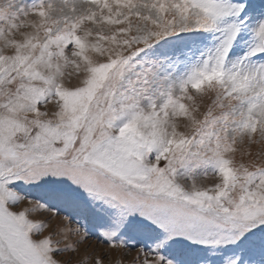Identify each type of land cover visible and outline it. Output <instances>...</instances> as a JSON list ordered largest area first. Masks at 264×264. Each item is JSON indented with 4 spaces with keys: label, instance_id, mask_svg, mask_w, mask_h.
Masks as SVG:
<instances>
[{
    "label": "snow or ice",
    "instance_id": "snow-or-ice-1",
    "mask_svg": "<svg viewBox=\"0 0 264 264\" xmlns=\"http://www.w3.org/2000/svg\"><path fill=\"white\" fill-rule=\"evenodd\" d=\"M0 264H264V0H0Z\"/></svg>",
    "mask_w": 264,
    "mask_h": 264
},
{
    "label": "rangeland",
    "instance_id": "rangeland-1",
    "mask_svg": "<svg viewBox=\"0 0 264 264\" xmlns=\"http://www.w3.org/2000/svg\"><path fill=\"white\" fill-rule=\"evenodd\" d=\"M256 150V146H253V151H255Z\"/></svg>",
    "mask_w": 264,
    "mask_h": 264
}]
</instances>
